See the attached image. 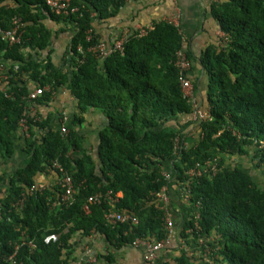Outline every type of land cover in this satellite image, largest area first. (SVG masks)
Listing matches in <instances>:
<instances>
[{"label":"trees","instance_id":"1","mask_svg":"<svg viewBox=\"0 0 264 264\" xmlns=\"http://www.w3.org/2000/svg\"><path fill=\"white\" fill-rule=\"evenodd\" d=\"M5 1L0 0V30L17 21L24 26L18 43L0 36V75H5L0 78V158L11 157L18 147V122L33 88L65 87L75 110L61 133L51 126L53 112L43 115L39 108L51 100L50 91L31 103L29 136L22 142L26 158L11 172H0V264H75L92 232L107 246L96 251L95 264H114L109 249L166 234L155 196L167 184L163 172L170 171L180 187L195 163L214 158L218 170L190 179L185 200L191 212L180 236L187 245L196 244L199 255L181 251L162 264H264V183L251 172L258 169L264 181V148L258 149L264 142V0L210 5L227 39L207 45L199 57L208 82L206 109H200L210 119L194 120L174 64L182 49L191 70L192 56L171 22L155 20L143 36L130 32L122 52L98 59L86 51L100 40L94 22L115 15L124 0H71L79 12L67 17L52 13L44 0H8L11 6ZM45 19L62 23L68 33L61 66L50 56L53 32ZM188 76L192 82L190 71ZM90 109L104 119L93 145L79 133ZM231 129L244 138L237 139ZM177 138L180 146L174 149ZM54 160L72 177L73 202H59L62 190L53 184L26 196L18 208L21 195ZM247 161L250 166H243ZM107 191L121 192L114 207L134 215L135 223H108L106 199L84 212L89 195ZM14 252L12 263L8 256Z\"/></svg>","mask_w":264,"mask_h":264},{"label":"crops","instance_id":"2","mask_svg":"<svg viewBox=\"0 0 264 264\" xmlns=\"http://www.w3.org/2000/svg\"><path fill=\"white\" fill-rule=\"evenodd\" d=\"M223 0H124L117 13L105 19L95 20L93 30L101 40H108L112 35H120L132 32L139 25L152 23L155 20H165L174 24L183 39V44L191 53L192 67L190 76L194 87L196 100L199 107L206 109V96L208 90L207 75L202 69L199 57L205 47L209 44L218 43L221 31L211 14L210 5ZM11 6V1L3 2ZM45 26L52 30V44L50 56L55 63L60 66L64 63L61 59L65 54V48L68 41V33L63 30V25L50 19L44 20ZM51 100L47 105L39 106L43 115L47 112H53L51 126L54 129H60L62 125L68 124L75 110V99L65 87H59L53 90L50 95ZM33 106V105H32ZM34 111V106L32 107ZM83 121L79 125V133L84 135L92 145L97 138V129L103 123V117L97 110H88L83 116ZM22 142L24 138L18 136V144L15 153L9 158H0V172H11L14 168L22 164L26 155L22 152ZM187 142V141H186ZM88 146V145H87ZM91 146H89L90 148ZM244 165L250 166L247 161ZM254 178L263 184L261 173L258 169H251ZM167 185L164 193L167 197L166 206L171 213L173 221L172 235L169 244L161 249L156 256L154 264H162L170 261L177 253L189 251L194 257H198L196 244L192 241L187 245L180 236L183 223L191 212L190 206L179 196L178 187L174 182L173 174L170 171ZM57 175L48 171L45 175H40L38 181H42L47 186H52L56 182ZM91 245L96 251L107 249L106 244L95 233L94 236L87 237L83 241L81 248L85 245ZM115 256L114 264H145L143 260V249L125 246L119 250L109 249ZM95 264V263H92Z\"/></svg>","mask_w":264,"mask_h":264},{"label":"built area","instance_id":"3","mask_svg":"<svg viewBox=\"0 0 264 264\" xmlns=\"http://www.w3.org/2000/svg\"><path fill=\"white\" fill-rule=\"evenodd\" d=\"M45 4L49 7L50 11L56 15L67 17L71 14H75L79 12V8L76 5H73L71 0H44ZM173 21V20H172ZM171 21V22H172ZM174 23V21H173ZM23 26L24 24L20 21H17L15 25L7 30H0V36L2 39L7 41L9 44L18 43L21 38V34L23 32ZM153 27L152 23L139 25L136 27V29L133 31L136 33L137 36H143L145 35L149 30H151ZM91 29L87 30V40H90L91 38ZM221 36L223 41L227 39V35L221 32ZM129 35V32L120 34V35H112L109 37L108 40H99L96 44L90 45L87 48V52L92 53L96 58L102 59L106 55L113 53V52H122L124 48V43ZM78 52L83 53V49L78 46L77 48ZM175 66L178 70V81L180 85L181 92L183 93V96L186 98V100L191 103L194 107V111L192 114V119H203L207 118L210 119V114L207 110H201L199 107L198 102L196 101V96L194 94V87L193 84L188 76V73L190 71V61L188 60L186 53L184 50L179 49L176 52L175 57ZM2 65H0V70H2ZM1 79H5V75L1 73L0 75ZM1 90L2 87L0 88ZM44 91H50V87L48 85L45 86H38L33 88L28 95L26 96L27 105L25 106L21 117L18 122V131L17 135L22 137H28V126H27V118L29 116V112L32 111V105L31 103L40 96ZM52 93V91H50ZM61 133L66 132L65 125H62L60 127ZM231 133L233 136H235L237 139H243L244 136H242L237 131L231 129ZM187 142H183V146H186ZM179 141L178 138L175 139L174 142V149H178L179 147ZM182 146V145H181ZM264 148V142L260 141L258 145V149ZM218 159H207L203 161L202 163H195V165L189 169L188 173V180L178 187L179 196L181 199L186 200L189 194V184L190 179L193 177H198L202 174H210L214 175L215 172L218 170ZM50 172L56 173L57 178L55 184H58L62 190L60 193V201L64 204H71L74 200V193H75V184L72 180V177L65 171V169L56 161H52L51 167L48 169ZM59 174H57V172ZM164 177L167 179L170 178L169 173L163 172ZM167 185V184H166ZM165 185V186H166ZM165 186L162 188L161 192H158L155 194V196L159 199V201L156 203V206L159 209H162L163 211V220H164V228L166 230V234L163 237L156 238L155 236L151 235L145 238H136L133 240L131 246L134 248H142L143 249V260L145 264H154L157 253L165 248L171 239L172 235V228H173V221L171 220V213L166 206L167 203V197L164 193ZM47 187V184H45L42 181H37L33 184H31L25 193L21 195V198L17 201L16 206L19 208L23 205V202L28 195H32L34 193H41L45 190ZM121 197V192L111 193L110 191H107L103 195L100 193L89 195L86 199V202L83 205L84 212H88L90 210V204L100 203L102 199H106L110 203L111 209L105 214V219L110 224H116V223H135L137 221V218L132 215L129 212L120 211L115 209L114 205ZM199 214L196 212V218H198ZM197 225V223L195 222ZM189 231V230H187ZM95 232H92L90 236H94ZM53 237V235L47 237V240L49 238ZM199 244H202L204 242L203 238L198 239ZM29 245H32L31 242H28ZM17 249V246H16ZM208 252V247L204 249L203 256H206V253ZM15 252L8 256V260L10 262H14ZM97 261V252L94 250L91 245L85 244L82 247V251L76 260L75 264H92Z\"/></svg>","mask_w":264,"mask_h":264}]
</instances>
